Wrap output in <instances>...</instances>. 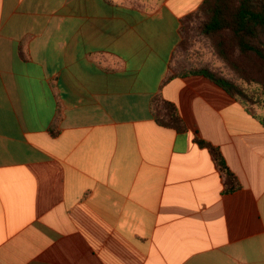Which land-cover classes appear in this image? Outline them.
<instances>
[{"label":"crops","instance_id":"1","mask_svg":"<svg viewBox=\"0 0 264 264\" xmlns=\"http://www.w3.org/2000/svg\"><path fill=\"white\" fill-rule=\"evenodd\" d=\"M204 1L0 0V264H264V119L172 79Z\"/></svg>","mask_w":264,"mask_h":264},{"label":"trees","instance_id":"2","mask_svg":"<svg viewBox=\"0 0 264 264\" xmlns=\"http://www.w3.org/2000/svg\"><path fill=\"white\" fill-rule=\"evenodd\" d=\"M198 11L206 12L208 20L203 26V33L217 38L215 47L227 63L238 69L235 57L238 53L242 57H254L264 68V0H205ZM193 75L209 78L239 101L240 96L247 98V94L236 83L208 69L182 71L172 79ZM151 112L160 126L179 132L184 130V122L177 107L162 97L152 101ZM212 151L219 164L224 167L221 153L216 149ZM227 174L229 177L233 176L229 171Z\"/></svg>","mask_w":264,"mask_h":264},{"label":"rangeland","instance_id":"3","mask_svg":"<svg viewBox=\"0 0 264 264\" xmlns=\"http://www.w3.org/2000/svg\"><path fill=\"white\" fill-rule=\"evenodd\" d=\"M207 20L206 12L198 11L183 21L181 41L173 56L174 71L179 73L208 69L220 77L231 80L247 94V98L239 97L242 103L255 115L264 119V68L262 63L254 57L239 56L237 52L235 57L239 68L236 69L227 63L215 47L217 38L203 33V26Z\"/></svg>","mask_w":264,"mask_h":264}]
</instances>
